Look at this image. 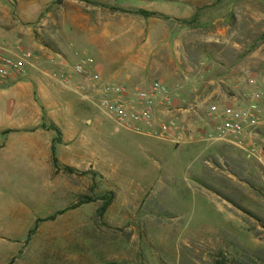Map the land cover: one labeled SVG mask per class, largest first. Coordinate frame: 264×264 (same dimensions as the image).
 <instances>
[{
	"label": "rangeland",
	"instance_id": "rangeland-1",
	"mask_svg": "<svg viewBox=\"0 0 264 264\" xmlns=\"http://www.w3.org/2000/svg\"><path fill=\"white\" fill-rule=\"evenodd\" d=\"M85 1L0 0V46L32 59L25 44L29 36L55 54H71L73 65L88 57L96 25L124 18L123 27H144L141 17L103 6L136 11L153 4L179 17L191 12L184 20L193 23L177 25L194 36H241L243 49L257 51L256 85L264 95V5L259 0ZM122 38V45L133 48L134 41ZM192 48L197 46L186 51ZM60 60L55 57L43 71L75 76L74 66L70 72L59 68ZM56 87L74 109L80 106L76 94ZM90 111L103 123L92 137L99 166L90 174L55 172L48 184L34 166H20L11 151L2 153L0 264H264V142H258L260 160L229 144L202 142L212 121L194 118L197 134L176 146L119 128ZM109 193L113 202L100 216L98 198ZM82 197L94 202L38 223L29 235L37 220Z\"/></svg>",
	"mask_w": 264,
	"mask_h": 264
},
{
	"label": "crops",
	"instance_id": "crops-1",
	"mask_svg": "<svg viewBox=\"0 0 264 264\" xmlns=\"http://www.w3.org/2000/svg\"><path fill=\"white\" fill-rule=\"evenodd\" d=\"M151 5L142 10L163 18H142L143 28L123 27L124 18L91 28L86 58L94 62L86 67V75L98 73L102 80L124 84L131 90L144 89L158 81L170 88L177 105L198 101L205 112L212 104L220 108L246 106L253 92L261 93L263 102L264 95L256 85L259 83L257 51L243 49L241 36H194L188 28L178 26L180 22L177 25V21L187 19L191 12L179 17ZM122 36L134 41L133 48L122 45ZM26 40L25 44L31 47L28 52L32 54L33 67H25L18 79L0 87V164L2 153L11 151L20 166L28 162L37 174L47 178L48 184L54 183L52 173L62 172V167L70 168L73 173L98 168L92 137L98 132L97 127H103L102 120L80 98V106L74 109L58 94L56 86H62L43 71L54 63L55 57H60L59 68L70 72L79 58L70 65L71 54H55L32 42L29 36ZM190 45L197 48L186 51ZM213 45L218 49L198 48ZM251 80L254 85L249 83ZM69 83L82 88L87 85L84 77L77 76H72ZM43 110L46 124H53L61 134V144L54 145L57 169L52 164L55 132L39 128ZM195 125L191 122L190 129L197 131ZM263 133L264 126L258 130L260 143L264 142Z\"/></svg>",
	"mask_w": 264,
	"mask_h": 264
},
{
	"label": "built area",
	"instance_id": "built-area-1",
	"mask_svg": "<svg viewBox=\"0 0 264 264\" xmlns=\"http://www.w3.org/2000/svg\"><path fill=\"white\" fill-rule=\"evenodd\" d=\"M30 59L28 53L20 54L0 46V87L22 75L25 67H33ZM92 65V59L84 58L73 67L75 76L86 79L84 88H71L67 75L51 77L106 119L129 132L178 146L185 140H192L197 134L189 127L194 118L204 123L210 118L211 133H203L200 141L229 144L260 160L262 150L258 147L257 135L264 126L261 93H251L246 106L220 108L218 104H212L204 112L203 104L198 101L177 105L170 88L158 81L147 88L131 90L121 84L102 80L98 73L86 75V67ZM249 83L255 84L253 80ZM204 113L205 118H202Z\"/></svg>",
	"mask_w": 264,
	"mask_h": 264
},
{
	"label": "trees",
	"instance_id": "trees-1",
	"mask_svg": "<svg viewBox=\"0 0 264 264\" xmlns=\"http://www.w3.org/2000/svg\"><path fill=\"white\" fill-rule=\"evenodd\" d=\"M79 1L86 2L85 0H79ZM217 1L219 2L221 0H217ZM259 1L261 3H263V5H264V0H259ZM103 7L107 8L108 10H110L112 12L124 13V14H133V15L139 16V17L144 18V19H147V18H150V17L159 16V14H157V13L148 12V11H145V10H142V9H139V10H136V11H127V10L121 9L119 7H116V6H106V7L103 6ZM193 21L192 20H190V21L182 20V23H185V24L186 23H193ZM45 120H46V117H45L44 110H43V114H42V117H41V124H40L39 128L40 129H48V130H52V131L55 132V138L53 139V148H52V155H53L52 164H53V167L55 169H57V168H59V165H58V162H57V160L55 158L54 145L61 144V134H60V131L53 124H48L47 125ZM61 169L63 171H65V172L69 173V174L73 173V170H71L70 168L62 167ZM81 174L86 175V174H90V172H84V173H81ZM91 175H94V174L91 173ZM98 199L103 202L102 206L99 209V215L102 216L107 211L109 206L112 204L113 199H114V194L113 193H109L108 195L99 196ZM92 202H94V199H91L89 197H82V198L78 199V201L76 203H74L73 205H71L70 207H68V208H66V209H64L62 211L57 212L55 215H51V216H49V217H47L45 219H42V220H37L36 224H35V227L33 228V230H31L29 232V235H34L36 233V231L38 229V225H37L38 223L47 222V221H53L57 215H60V214L66 212V211H69V210L77 209L78 207H80L82 205H86V204H89V203H92ZM111 264H113V263H111Z\"/></svg>",
	"mask_w": 264,
	"mask_h": 264
}]
</instances>
